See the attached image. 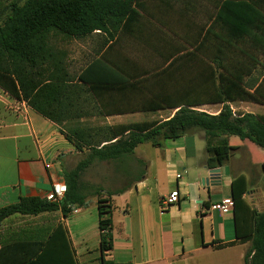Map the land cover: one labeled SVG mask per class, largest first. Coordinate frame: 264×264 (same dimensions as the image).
Wrapping results in <instances>:
<instances>
[{
	"label": "trees",
	"instance_id": "trees-1",
	"mask_svg": "<svg viewBox=\"0 0 264 264\" xmlns=\"http://www.w3.org/2000/svg\"><path fill=\"white\" fill-rule=\"evenodd\" d=\"M209 1L214 8L211 22L192 35L175 33L182 44L146 47L145 58H159L148 69L139 72L132 67L128 72L115 63L112 68L101 55L76 77L68 73L60 55L51 51V34L65 39H83L95 31L108 37L119 30L122 34L130 23L143 20L140 12L145 9L139 0L0 3V88L59 126L91 116L119 114L113 110V93L120 91H128L133 97L132 111L176 110L164 121L61 131L75 150L89 152V159L116 161L131 155L140 144L159 147L161 140L195 131L204 135L206 166L210 169L228 161L230 139L248 140L264 149V115L235 113L229 106L237 102L264 105V0ZM216 104L222 105L216 115L196 110ZM88 164L82 163L72 172L62 173L67 187L62 201L22 198L0 209V224L14 214L37 215L58 209L66 217L71 207L83 206L86 195L80 188L79 177ZM261 171L264 173V163ZM247 187L243 175L231 183L236 235L240 242L251 244L244 264H264V212L255 213L243 200ZM102 192L98 189L95 195ZM121 192L106 191L105 198L97 197V227L103 256L112 249L109 199ZM240 222L248 228L245 235H240ZM56 231L63 233L60 225ZM62 237L65 248L69 249L64 233ZM68 255L71 257L70 252ZM22 264H40V256Z\"/></svg>",
	"mask_w": 264,
	"mask_h": 264
},
{
	"label": "crops",
	"instance_id": "crops-1",
	"mask_svg": "<svg viewBox=\"0 0 264 264\" xmlns=\"http://www.w3.org/2000/svg\"><path fill=\"white\" fill-rule=\"evenodd\" d=\"M139 2L145 9L140 12L143 20L130 23L126 32L120 34L119 30L114 36L111 32L108 37L95 31L88 36L96 39L94 58L103 55L112 68L115 63L124 71L131 72L135 67L142 72L159 60L157 56L145 58L146 47L182 44L176 34H194L211 22L214 13L209 0ZM61 59L68 73L74 76L65 63L66 55ZM131 101L133 97L128 91L114 92L113 110L119 114L100 119L117 118L116 124H107L113 126L132 123L128 120L136 114L176 111H132ZM235 104L237 110H242L237 112L249 113L246 110L251 105L250 113L264 115L259 112L264 108L262 104ZM61 131V126L0 88V209L22 198L45 199L53 183L63 182L62 162L74 148ZM146 144L149 143L135 148L129 164L120 163L113 170L126 183L113 188L122 192L109 199L112 205L109 252L103 256L100 251L97 199L95 229L86 224L83 208L86 199L83 206L71 207L66 217L58 209L37 215L14 214L4 219L0 224V249L5 246L0 250V264H22L39 256L40 264H244L251 244L237 239L234 211L221 214L209 207L230 197L232 181L243 175L248 185L243 200L255 213L264 212V173L261 171L264 149L248 140L230 139L229 159L216 167L220 170L219 185L205 186L202 179L208 176L210 168L206 166L201 131L161 140L159 147ZM136 161L143 166L139 174V170L133 172ZM173 191L178 192L177 200L161 210L160 200ZM105 192H102L104 198ZM59 225L69 249L65 248L63 233L55 232ZM239 229L240 235L248 231L243 222Z\"/></svg>",
	"mask_w": 264,
	"mask_h": 264
},
{
	"label": "rangeland",
	"instance_id": "rangeland-1",
	"mask_svg": "<svg viewBox=\"0 0 264 264\" xmlns=\"http://www.w3.org/2000/svg\"><path fill=\"white\" fill-rule=\"evenodd\" d=\"M10 0H0L1 4H6ZM96 39L94 37H86L82 40L71 41L69 39H65L61 36L51 34L49 38V45L51 51L54 54L60 55V58L63 55H66V62L68 69L72 75L76 76L79 71L85 66L86 63H89L94 59L95 49H96ZM63 61V60H62ZM233 107H230L232 112L237 113V105L232 104ZM247 112L250 113L252 110V106L248 105ZM222 105H205L196 108L197 111L206 112L208 114L216 115L221 110ZM254 109V108H253ZM256 109V108H255ZM262 114H264V108L259 110ZM174 113L171 111H161L156 113H145V114H136L132 116L128 121H164L171 117ZM118 122L117 118L112 119H100V117L91 116L88 119H84L83 121H70L61 126L63 131H69L76 128H87V127H104L107 124H116ZM149 145V144H146ZM89 152H79L74 149L72 154L67 155V158L63 160V172L69 173L73 170L77 169L78 166L82 163L88 162L89 164L81 171L79 182L80 188L83 190V193L86 195V204L83 206L86 209V217H87V225H92L95 229V199L97 197L104 198V194H100L96 196V191L101 189L102 191H113V188L122 187L125 185L126 180H122V178H118L117 174L114 173V169L121 164H129L131 161L130 155L123 157V159H119L116 161H99L96 159H89ZM143 166H141L138 161H136L135 167H133V172L139 170L138 174L141 173ZM132 177V175H131ZM63 182L65 183L64 179Z\"/></svg>",
	"mask_w": 264,
	"mask_h": 264
},
{
	"label": "built area",
	"instance_id": "built-area-1",
	"mask_svg": "<svg viewBox=\"0 0 264 264\" xmlns=\"http://www.w3.org/2000/svg\"><path fill=\"white\" fill-rule=\"evenodd\" d=\"M179 177V176H177ZM67 191V187L64 182L57 181L53 183L51 190L47 193L45 200L52 203H59L64 198ZM177 191L171 192L168 196L161 199L159 202L161 210H165L168 206L177 200ZM209 209L217 213L225 214L233 209V201L230 197L222 199L218 203H213L210 205ZM76 212L75 210L73 211Z\"/></svg>",
	"mask_w": 264,
	"mask_h": 264
},
{
	"label": "water",
	"instance_id": "water-1",
	"mask_svg": "<svg viewBox=\"0 0 264 264\" xmlns=\"http://www.w3.org/2000/svg\"><path fill=\"white\" fill-rule=\"evenodd\" d=\"M219 172L220 170L215 168V169H210L208 171V176L202 179V184L205 186L212 185L216 186L219 185Z\"/></svg>",
	"mask_w": 264,
	"mask_h": 264
}]
</instances>
